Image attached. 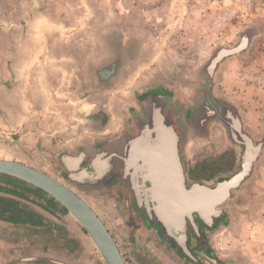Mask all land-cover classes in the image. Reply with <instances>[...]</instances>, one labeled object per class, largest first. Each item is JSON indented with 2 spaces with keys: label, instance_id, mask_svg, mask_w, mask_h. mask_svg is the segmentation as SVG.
<instances>
[{
  "label": "rangeland",
  "instance_id": "rangeland-1",
  "mask_svg": "<svg viewBox=\"0 0 264 264\" xmlns=\"http://www.w3.org/2000/svg\"><path fill=\"white\" fill-rule=\"evenodd\" d=\"M9 2L0 0V9L7 12ZM124 14L126 17L118 20L117 26L122 23L126 27L109 36V43L113 52L120 54L115 66L119 71H127L120 91L129 93L124 97L127 111L112 109L106 117L112 134L134 132L143 116V101L139 99L153 88H162L172 102L187 110L204 102L218 106L221 101L233 106L253 143L264 144V0H128ZM244 39L248 46L240 54L224 59L211 74L218 52L237 48ZM115 69L113 66L112 74L118 72ZM96 73L98 85L106 87L112 81V77L104 78L106 73ZM115 97L121 102L120 95ZM111 100L115 101L114 95L107 103ZM186 128L183 154L189 171L230 150L237 156L230 174L240 169L243 148L233 144L221 124H209L206 134L189 123ZM59 159L51 156L28 161L35 163V169L63 183L58 176ZM219 180L199 183L213 186ZM25 194L30 200L22 202L51 223L33 231L0 222V264H107L70 213L56 210L50 213L44 209L51 207L47 200L33 193ZM120 195L119 189L81 194L111 227L125 263L188 264L171 248L160 246L154 231L132 208L124 205ZM222 208L228 218L212 232L210 240L216 255L225 264H257L258 258L262 261L264 149L251 179ZM107 210L115 215L106 216Z\"/></svg>",
  "mask_w": 264,
  "mask_h": 264
},
{
  "label": "crops",
  "instance_id": "crops-1",
  "mask_svg": "<svg viewBox=\"0 0 264 264\" xmlns=\"http://www.w3.org/2000/svg\"><path fill=\"white\" fill-rule=\"evenodd\" d=\"M127 8L128 0H11L7 12L0 9V160L36 168L28 159L86 156L104 145L115 152L126 144L129 131L115 136L106 117L127 111L129 91H120L127 71L115 66L120 54L109 43L126 27L117 21ZM97 71L112 77L109 85H98ZM150 91L139 101L151 103Z\"/></svg>",
  "mask_w": 264,
  "mask_h": 264
},
{
  "label": "water",
  "instance_id": "water-1",
  "mask_svg": "<svg viewBox=\"0 0 264 264\" xmlns=\"http://www.w3.org/2000/svg\"><path fill=\"white\" fill-rule=\"evenodd\" d=\"M242 44L243 46L218 52L210 68L211 74L224 59L240 54L248 46L247 40L244 39ZM223 104L234 109L227 103L223 102ZM163 122L161 119L155 128L158 148L155 152H143L142 162L138 160L139 158L137 159L135 147L131 146L132 149L129 151L131 153H127L129 158L123 161L118 156L116 158L119 159L116 160L117 165H115L104 151L105 146H101L93 149L91 153H86V156L67 157L62 166L67 170L66 178L71 181V184L77 185L84 191L101 187V183L93 180L97 174H100V178L103 179L105 174L107 176L108 172L112 173L120 166L123 170L125 167L128 169V172H124L127 182L134 181V176L140 175L141 182L138 186L144 192L148 191L151 199L146 207L147 221L150 225L162 224L163 228L160 231L168 235L166 239L171 247L186 256L190 253L187 245L189 229L195 230L197 234L200 230L199 225L202 224L205 227L208 226L209 231L213 232L220 224L226 222L228 214L222 207L233 198L235 191L251 179L255 164L263 153L264 144L255 145L248 134L244 135L243 143L239 142L243 147V154L238 171L219 180L213 186L204 183L188 184L179 136L173 127H166ZM227 126L231 138H234L232 126L230 124ZM240 126L238 120L235 128L238 130ZM154 168L159 175H164L162 179L165 178L172 186L165 188L159 184V176L153 175ZM86 169H91V171H86ZM137 169L139 173H135ZM0 174L18 178L43 191L63 206L82 225L107 264H126L115 239L104 222L93 208L70 188L39 170L17 161L0 160ZM147 183L150 186L149 189H145ZM159 192L162 198L168 199L167 206L162 204L165 200L163 202L159 197ZM150 194H156L154 200ZM163 206L169 210L168 214L163 211L165 210ZM207 248L212 250L209 244ZM219 262L221 261H214V263Z\"/></svg>",
  "mask_w": 264,
  "mask_h": 264
},
{
  "label": "flooded vegetation",
  "instance_id": "flooded-vegetation-1",
  "mask_svg": "<svg viewBox=\"0 0 264 264\" xmlns=\"http://www.w3.org/2000/svg\"><path fill=\"white\" fill-rule=\"evenodd\" d=\"M243 46L241 43L239 46ZM160 90V89H159ZM161 93L158 92V89L152 90L149 93H155L156 96H152L151 103L149 102L150 99L144 101L142 103V110H143V122L142 120H138L136 124V128L133 131L126 132L123 136H126V144L122 146H118V149L115 152H112L110 148H107V145L104 147V151L106 152L107 156L111 158L114 161V164L117 165V161L119 158H116L120 156V160H126L129 152L132 148L131 146L135 147L137 159L142 162V154L143 152H155L158 148L159 144L156 143V137L157 133L155 131L157 117L159 118V121L163 119L164 124L166 127H173L176 131V133L179 136L180 139V145L182 148V151L184 149V145L186 143V134H187V128L186 124L189 123L193 128L198 130L201 134H206L209 131V124L212 122H216L221 124L226 130L229 138L232 140L233 144L236 146L243 148L240 143H243L244 135H247V132L244 131L243 125L241 122V117L236 110V108L232 109L226 105L223 104V102L218 101L217 104H214L212 102H204L200 103L197 106H194L193 108L184 109V106L180 105L179 103L172 102V97L168 96L165 92L160 90ZM159 93V94H158ZM149 97V96H148ZM153 102V103H152ZM157 111V112H156ZM156 116V118H155ZM161 118V119H160ZM220 118V120L218 119ZM240 121V128L237 130L235 128V123L237 121ZM227 124H230L232 126V130L234 132V138H231L230 131L227 126ZM159 128V127H158ZM127 134V135H126ZM123 136L119 138L120 140H123ZM115 143V142H112ZM128 147V148H127ZM63 158H60V164H61V170L58 174L59 178L63 180V185L70 188L73 192L78 194L80 197L81 194H87L91 192H104L106 190H117L120 191V198H122V201L124 202V205L129 209L132 208V210L137 213L146 223L148 228L152 229L154 231L156 239L159 241L160 246H167L177 252L184 261H186L188 264H225L224 261H222L214 252L212 246H211V234L212 232L209 231L208 226H203L202 224L199 225L200 230L199 233L196 234L195 230H188V240L187 245L189 246L190 253L188 255H184L181 252L177 251L176 249H173L171 247L170 242L166 239V236H168L165 232L164 234L161 233V228H163V225L156 224L150 225L149 221L146 219V215L148 214V211L146 210V207L148 205V202L151 200L149 197V192L142 190L138 186L140 184L141 180L139 179L140 175L134 176V181L127 182L125 181V173L128 172L127 167L121 169L122 166L117 168L116 170H113L112 173H107V176L103 179L100 178V174H97L96 177L93 179L94 182L101 183V187L92 188L89 190L84 191L77 185L71 184V181H69L67 177V170L63 168V161L66 160V156H62ZM182 160H183V167L185 171V175L187 177V183H199L198 181H194L190 178V171L187 167V164L184 159V154L182 153ZM86 171H91V169H86ZM135 173H139L138 169L135 170ZM105 179V180H104ZM213 185V184H212ZM150 186L147 183L145 186V189H149ZM150 196L155 199L156 194H150ZM83 198V197H82ZM84 199V198H83ZM150 199V200H149ZM156 203V202H154ZM172 229V228H171ZM208 244L211 246L212 250H208ZM215 260H220L219 263H214Z\"/></svg>",
  "mask_w": 264,
  "mask_h": 264
},
{
  "label": "trees",
  "instance_id": "trees-1",
  "mask_svg": "<svg viewBox=\"0 0 264 264\" xmlns=\"http://www.w3.org/2000/svg\"><path fill=\"white\" fill-rule=\"evenodd\" d=\"M236 162L237 156L230 150L217 159L198 164L191 169L190 178L198 182L221 180L234 170ZM25 193H33L36 197L47 200L51 207L43 208L50 213L54 210L68 212L57 201L51 197L47 198L48 196L40 189L18 178L0 174V222L33 231L49 226L51 221L46 216L22 202L30 200Z\"/></svg>",
  "mask_w": 264,
  "mask_h": 264
},
{
  "label": "bare ground",
  "instance_id": "bare-ground-1",
  "mask_svg": "<svg viewBox=\"0 0 264 264\" xmlns=\"http://www.w3.org/2000/svg\"><path fill=\"white\" fill-rule=\"evenodd\" d=\"M153 175H158L159 176V180H158V183L159 184H162V186L163 187H165V188H168L169 186H172L171 184H169V182L168 181H166V179L165 178H163L162 179V177L164 176V175H162V174H160L159 175V173H157V171H156V169L154 168L153 169ZM159 197H161L162 198V196H161V194H160V192H159ZM162 200H163V202H164V200H165V203H162L164 206L166 205V202H167V204H169V201H168V199L167 198H162ZM163 206V207H164ZM167 206V205H166ZM165 208V207H164ZM165 213H167L168 214V212H169V210L168 209H166L165 208V210H163ZM162 213V212H161Z\"/></svg>",
  "mask_w": 264,
  "mask_h": 264
}]
</instances>
